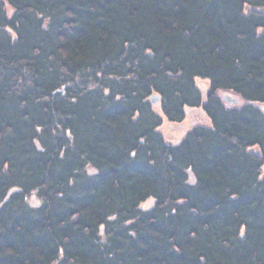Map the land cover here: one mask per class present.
<instances>
[{"label":"trees","instance_id":"1","mask_svg":"<svg viewBox=\"0 0 264 264\" xmlns=\"http://www.w3.org/2000/svg\"><path fill=\"white\" fill-rule=\"evenodd\" d=\"M0 264H264V0H0Z\"/></svg>","mask_w":264,"mask_h":264},{"label":"rangeland","instance_id":"2","mask_svg":"<svg viewBox=\"0 0 264 264\" xmlns=\"http://www.w3.org/2000/svg\"><path fill=\"white\" fill-rule=\"evenodd\" d=\"M202 86H205L204 83H202ZM199 122L207 124V120L203 113L199 110H195L189 112L186 119L180 125L164 123L163 126L160 127V131L165 138L168 139L167 141H174L180 139L188 128ZM253 150L255 151L257 149L254 148Z\"/></svg>","mask_w":264,"mask_h":264},{"label":"water","instance_id":"3","mask_svg":"<svg viewBox=\"0 0 264 264\" xmlns=\"http://www.w3.org/2000/svg\"><path fill=\"white\" fill-rule=\"evenodd\" d=\"M224 99H225L226 102H229V103L231 102L233 104H235L237 102L236 99H232L229 96H224ZM149 101L153 105H157L159 103V97H158V95H152V96H150L149 97Z\"/></svg>","mask_w":264,"mask_h":264}]
</instances>
